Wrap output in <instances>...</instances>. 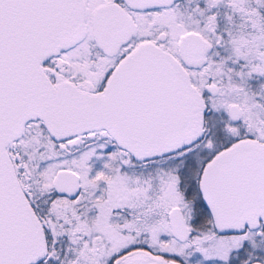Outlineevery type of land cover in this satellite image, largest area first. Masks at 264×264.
<instances>
[{
  "label": "snow or ice",
  "instance_id": "6c2138e0",
  "mask_svg": "<svg viewBox=\"0 0 264 264\" xmlns=\"http://www.w3.org/2000/svg\"><path fill=\"white\" fill-rule=\"evenodd\" d=\"M0 264H264V0H0Z\"/></svg>",
  "mask_w": 264,
  "mask_h": 264
}]
</instances>
